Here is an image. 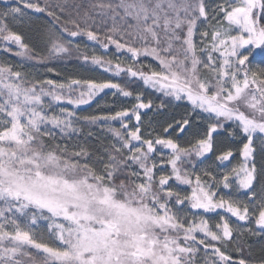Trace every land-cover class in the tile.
<instances>
[{
	"label": "snow or ice",
	"instance_id": "1",
	"mask_svg": "<svg viewBox=\"0 0 264 264\" xmlns=\"http://www.w3.org/2000/svg\"><path fill=\"white\" fill-rule=\"evenodd\" d=\"M0 264H264V0H0Z\"/></svg>",
	"mask_w": 264,
	"mask_h": 264
},
{
	"label": "trees",
	"instance_id": "2",
	"mask_svg": "<svg viewBox=\"0 0 264 264\" xmlns=\"http://www.w3.org/2000/svg\"><path fill=\"white\" fill-rule=\"evenodd\" d=\"M61 71L72 72V73L77 74V75H90V73L84 72L83 70L75 68V67L63 68V69H61ZM48 75H51V74H48ZM106 99H110V98H106Z\"/></svg>",
	"mask_w": 264,
	"mask_h": 264
}]
</instances>
